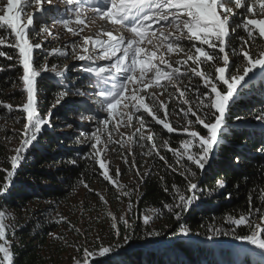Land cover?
<instances>
[{
    "label": "snow or ice",
    "instance_id": "obj_1",
    "mask_svg": "<svg viewBox=\"0 0 264 264\" xmlns=\"http://www.w3.org/2000/svg\"><path fill=\"white\" fill-rule=\"evenodd\" d=\"M65 2L67 5L64 10L65 16L55 21V23L63 24L65 28H68L73 15L77 24L87 27L86 20L81 19L82 9H84L85 11L91 10L100 16L101 20H105L113 26L120 25L133 34L131 38L125 39L123 35H113L112 31L101 29L95 34V38L83 37L81 46L83 54L76 56L80 61L89 62L80 65L79 70L93 77L91 86L95 90L91 95L96 97L92 102L95 108L89 105L85 109L86 112L94 114L89 116L80 114L81 120L87 119L90 123H94V127L91 132L80 134L84 140L78 139V143L86 142L88 151L77 153V156L81 160L91 161L96 165L93 173H98L104 181L120 192L116 199L119 200L120 195L130 197L133 191H138L140 184L144 182V175L149 174L140 172L135 159L129 164L127 156L124 157L125 164H129L130 169H135L136 175L140 177V183L136 188L122 191L125 186L119 183L121 170L118 167L114 173L110 174L111 170L105 153L109 144H121V140L115 139V135H122L119 133V127L121 125L125 128L132 127L135 118L140 126L135 128L132 135L137 136L139 141H148L151 145L143 155L152 156L155 153L160 161H164L165 165H168L166 157L160 154V150L154 142L156 133L144 134L145 114L151 117L156 124L162 125L168 133L176 132L178 129L168 121V104L159 99L163 93L149 92L148 89L153 85L157 88H165L160 83L163 80L174 85L180 97H185L189 90L188 86L181 89L176 82H182V77L185 76H188L189 80L199 78L202 82L204 90L196 88L195 102L183 99L182 103L189 107L186 110L183 107L179 109L186 120V124L179 130L185 133L186 137L181 139L179 146L175 148L170 147L167 139L161 145L171 152L177 163L181 165L179 175L185 181L183 190L175 183L170 188L165 186L164 191L172 193V203L164 202L163 207L172 212L174 219L178 222V227L172 235L189 236L191 229L183 221V217L199 201L200 195L204 191L198 182V175L203 176L206 168L210 166L212 153L220 145L225 134L228 113L236 96L240 94V89L245 84H249L258 73L264 74V49L254 53L249 44L250 40L256 39L257 34L264 38V18H248L245 15L238 23H234L233 18L237 14L230 5L234 4L236 9H243L245 13L264 17V0H251V2L249 0H102L99 5H90L87 0H65ZM45 4L52 5V0H6L0 7V30H10L15 37L11 46L18 50V64L22 67L19 80L22 82V92L26 94V101L18 106V110L24 114L23 118L26 120L20 132L22 139L19 147L14 149L15 154L10 157V170L0 169L5 172L4 183L0 185V197L8 193L28 149L38 140L44 126H52V108L60 105L70 94L85 95L83 90L74 87L75 81L72 85L61 82L60 91L56 94L47 116H42L39 111L38 78L43 72H48L55 78L61 79L66 74V68L59 70L56 65H52L51 68L46 63L39 68L36 66L34 51L40 49L42 44L33 43L29 33L31 32L34 37L38 38L44 33L51 35V32L46 26H42L39 31H36L34 28L36 13L27 14L26 9L34 5L36 12L43 15L49 11L45 8ZM256 5L259 6L258 12ZM22 14L26 15V22L22 19ZM164 27L174 29V31L160 30ZM238 29H243L247 33L248 39L238 36L240 41L238 47L228 50L227 38L237 33ZM68 30L75 36L83 32L84 28H80L79 32L71 28ZM101 36H106L107 39H101ZM145 42L151 48L142 46ZM3 43L4 39L0 38V44ZM89 44L93 46L91 54L89 53ZM161 48H165L167 53H183L185 58L176 60L175 63L184 65L186 70L182 72L180 67H172V64L164 58L163 53L158 56ZM75 49L76 45L74 44V53ZM52 53L66 55L65 52L58 49H52L49 54ZM0 55H4V53L0 51ZM97 60H104L108 63L93 67L92 65ZM165 91H167L166 88ZM146 98L150 103L146 102ZM193 103L195 110L191 106ZM2 107L9 112L14 110L11 105H2ZM160 110H164L163 118L157 115ZM100 113L104 115L101 116ZM189 114L195 117V120L188 119ZM257 119L264 121V114L258 116ZM197 125L204 130L203 134L197 130ZM131 139L130 136L129 140ZM141 147L144 145L141 144ZM258 151L264 152V148L258 149ZM236 162L239 163V157L236 158ZM68 163L76 165L77 159L71 158ZM168 167L173 172H177L175 167L171 165ZM83 177L84 173H81L78 183L89 193L93 192L94 190ZM160 179L163 180L164 177L161 176ZM215 184L217 188L226 187L222 179H217ZM70 187L73 191L75 190V185ZM95 194L101 202L107 205L108 201L104 195L100 192ZM226 198H231V193H228ZM252 199L250 194L247 214L241 213L238 218L228 215L225 218V223L229 225V228L224 230L208 227L207 238L211 240L218 235L232 236L258 250L260 255L257 264H264V210L259 207L254 208ZM258 199L264 201V195H260ZM132 208L133 204L129 201L123 215L118 217L108 212L111 220L110 227L117 239L121 236L120 225H123L125 244L132 238L130 232L132 225L128 218V213L132 211ZM149 212L151 215L142 217V223L145 226L150 225L153 218L162 214L159 208H151ZM257 216L259 223L256 222ZM6 218L5 212L0 210V254H2L0 264H14V254L10 251L11 240L8 239V234L14 236L15 225L6 224ZM61 220H66V218L60 217V220L56 222L59 223ZM240 226H246L250 234L237 235L236 229ZM147 235L152 237L159 236L161 233L150 231ZM119 247L121 245H116L117 250ZM240 251L245 256L249 255V249ZM112 252V247H101L99 254L102 257ZM83 256V264H89L93 253L85 247ZM73 259L75 264H81V260ZM236 264H242V261L238 259Z\"/></svg>",
    "mask_w": 264,
    "mask_h": 264
},
{
    "label": "trees",
    "instance_id": "obj_2",
    "mask_svg": "<svg viewBox=\"0 0 264 264\" xmlns=\"http://www.w3.org/2000/svg\"><path fill=\"white\" fill-rule=\"evenodd\" d=\"M38 22L36 18L35 23ZM2 33L3 30H0V35ZM8 33V45H0V51L4 53L0 55V169L10 170V157L21 142L20 132L26 122L24 114L18 110V106L26 101V94L22 92V82L19 80L22 67L18 64V50L11 46L15 37L10 30ZM244 37L248 39L247 34ZM233 42L235 47L240 44L236 40ZM252 42L250 40L249 44ZM255 42L258 47H264V40L258 34ZM193 81L201 91L204 90L199 78ZM42 86L47 89L57 87L47 77L38 80V88ZM84 92L91 93L88 90ZM194 93L188 92L187 95L193 102L196 100ZM49 99L50 96L45 94L44 99H40V106L41 102ZM2 105H11L14 110L9 112ZM192 106L195 110L194 103ZM74 108H77L78 113L84 110L80 103ZM261 114H264V75H259L241 88L228 113L225 134L212 153L210 166L203 176L198 175V182L204 191L199 201L183 217L191 229L187 237L172 235L178 222L172 212L163 207L164 202L172 203V193L165 192V186L170 188L175 183L183 190L185 181L179 175L181 165L171 152L161 147L165 139L169 140L170 147H178L185 135L168 133L161 125L153 124L154 133L157 134L154 142L160 154L166 157L168 165L175 167L177 172L160 161L155 153L152 156L141 154L148 151L151 145L146 140L137 141L136 145L140 148L135 150L134 156L137 159L144 158L141 173L149 174L144 175V182L138 191H133L130 197L120 195L118 200L116 196L120 192L98 173H93L96 165L77 156V153L88 151L86 142L78 143L77 134L91 132L93 126L90 123L83 126L73 122L77 130L75 134L66 132L55 135L45 129L28 149L8 193L0 197V210L7 215L6 224L15 225L14 236L8 234L14 264H75L73 258L81 260L83 264L85 247L93 253L89 264H236L238 259L242 264H257L260 255L258 250L232 245L241 242L232 236L218 235L211 240L207 237L208 227L229 228L225 223L228 215L238 218L241 213L247 214L250 194L253 207L264 210V201L258 199L264 195V152L258 151L264 148V121L257 119ZM191 119L195 120V117L191 116ZM178 120L176 117V121H173L175 126L181 124ZM196 128L203 134L204 130L200 126ZM120 153H117V156L121 155L122 161L119 183L125 186L122 191L134 190L140 183V177L129 168L131 157L128 152ZM125 156L129 164L124 162ZM108 157L112 174L115 169H111L110 160L114 155L109 153ZM237 157L239 163L236 162ZM71 158L77 159L76 165L68 163ZM125 172L135 176L133 183L122 182ZM81 173H84L83 179L93 192L89 193L78 183ZM4 176L5 172L0 171V185L4 183ZM217 179H222L226 187L217 188ZM71 185H75L74 191ZM96 192L105 196L107 205L99 200ZM228 193H231V198H226ZM129 201L133 204L132 211L128 213L132 238L125 244L123 225H120L121 236L117 239L110 227L108 212L118 217L123 215ZM151 208H159L162 214L145 226L142 217L151 215ZM60 217L66 220L57 223ZM256 222L259 223L258 216ZM150 231H158L161 235L149 237L147 233ZM236 234L243 236L250 234V231L246 226H240ZM159 242L163 244L146 248ZM118 244L121 247L117 250ZM101 247H112L113 252L118 253L101 257ZM132 247L134 249L129 250ZM241 249H249V255L245 256Z\"/></svg>",
    "mask_w": 264,
    "mask_h": 264
},
{
    "label": "rangeland",
    "instance_id": "obj_3",
    "mask_svg": "<svg viewBox=\"0 0 264 264\" xmlns=\"http://www.w3.org/2000/svg\"><path fill=\"white\" fill-rule=\"evenodd\" d=\"M5 2H6V0H0V7H2ZM249 2H251V0H249ZM87 3L90 5H99L102 3V0H87ZM230 6L233 7V11L237 14L233 18L234 23H238L245 15H247L248 18H257V19L264 18V17H261L259 15L254 16L251 13H245L243 9H236L234 7V4L230 5ZM66 7H67V5H66L65 0H52V5L45 4V8L49 9V11H47L43 15L36 12V7L34 5L32 7L26 9L27 14L36 13L35 20L37 18L39 21L37 24L34 23V28L36 31H39L42 26H46L51 32V35L44 33L38 38L34 37L31 32L29 33L30 38L32 39L33 43H41L42 44V47L40 49H36L34 51L36 66L39 68V67L45 65V63H46L49 68H51L52 65H56L57 69H59V70H64L66 68L65 77L62 78L63 80L61 78H55L54 75H52L48 72H43L42 75L38 78V80H39L40 78L47 77V78L51 79L55 83V85L57 86L53 89H47L46 87H43V86L39 87V93H38L39 111H40L41 115L45 116V117L47 116L48 110L51 108L52 104L55 101L56 94L58 93V91H60L58 89H60V83L61 82L66 83L68 85H72L73 81H75V86H74L75 88H79L83 91L88 90V91H91V93L95 90L91 86V82L93 81V77L90 76L88 73H85V72L79 70L80 65L88 64L89 62L80 61L76 58L77 55L83 54L82 48H81V46L83 45V37H85V36L91 37L93 35V32L96 30L97 24L100 25L99 32L101 31V29H104L107 31H112L113 35L126 34L124 36L125 39L131 38L133 35L127 29L123 28L120 25L113 26L110 23H108L107 21L101 20L100 16L94 14L91 10L85 11L84 9H82L83 15L81 16V19L86 20L87 27H85L84 25L77 24L76 20H75V16L73 15V19H72L71 23L68 25V28H71L77 32H79L80 28H84L83 32H80L79 35L74 36L72 34V32L68 30V28L64 27L63 24L55 23V21L57 19L65 16L64 10L66 9ZM258 8H259V6L256 5V11L257 12H258ZM57 10H59V11H57ZM22 19L26 22V15L25 14H22ZM153 27H156V26L153 25ZM160 30L165 31V32L174 31V29H170L167 27L161 28ZM8 31L9 30H7V31L3 30V33L0 35V38L4 39L3 44H5V45H8L7 44L8 38H9ZM175 34H179V33H175ZM246 34L247 33L243 29H238L237 33H235V34L231 35L229 38H227L228 50L235 47L233 41H235V40L239 41L237 38L238 36H245ZM157 35H159L158 32H157ZM92 37H95V35ZM262 39L264 40V38H262ZM185 43H187V42L185 41ZM239 43H240V41H239ZM3 44H0V45H3ZM74 44L76 45L75 53L73 52ZM142 46H147L146 42H145V44H142ZM230 46H231V48L229 49ZM250 46H251L252 51L254 53L258 52L260 49H264V47L263 48L258 47L256 45L255 40H253V42L250 43ZM147 47L151 48V46H147ZM52 49L61 50V51L65 52L66 55L61 56L58 53L49 54V53H51ZM161 53H163L164 58L167 61H169V63L172 64V67H180L182 72L186 70L184 65H177L175 63L176 60H183L185 58L183 53H178V52L167 53L165 48L160 49V51L158 52V56ZM106 63H108V62L104 61V60H97L95 62V64H93L92 66L93 67L98 66V65L102 66V65H105ZM189 65H191V62H189ZM149 75H151V74H149ZM189 75H191V74L189 73ZM259 75L262 76L264 74L258 73L252 80L256 79ZM193 79L194 78L189 80L188 76H185V77H182V82L181 81L176 82L177 85H179L181 87V89H183L184 86H188L189 90L186 92L185 97H180L179 93L176 91V87L172 84H169L167 81H163V80L160 81V83L165 86L167 91H165V88H157V87H155V85H153V87L148 89L149 92L156 91L157 93H163V95L159 96V99L165 101L168 104V109H167V111L169 112L168 121L172 124V126L174 128L178 129V131H176L175 133H181L182 135H185V136H186V134L179 130L182 128V126H184L186 124V120L183 118V114L179 112V109L181 107H183L186 110L189 107V105L183 104L182 101H183V99H188V97H187L188 92H190L192 94L193 92H195L196 88L198 87L195 84V82L193 81ZM201 85H202V83H201ZM246 85L247 84H245L244 86H246ZM91 93L87 94L85 92V95H83V96H78L75 94H70L69 96H67L62 101V103L60 105H57L55 108H52V115H51V125L52 126L51 127H48L47 125L44 126L43 131L45 129H47V130L52 131L55 135L57 133L62 134V133H66V132L67 133L70 132V133L75 134L77 132V130L75 129V124L73 122L79 123V125H83V126H85L84 125L85 123H90L87 119L81 120L80 114L83 113L85 116H89V115L94 114V113L85 111V107L88 108L89 105H91L93 108H95V105L90 103L89 95L93 96V95H91ZM45 94H48L50 96V99L41 102L42 106H40V101H41L40 99H42V98L44 99ZM91 101H93V100L91 99ZM146 102L150 103V101H148L147 98H146ZM79 103L82 104L84 107L83 112H80V113H78V111L76 110L77 108H74ZM117 110L119 111V109H117ZM100 115L103 116L104 114L100 113ZM157 115L159 117L163 118L164 117V110L158 111ZM176 117H178V119H179L178 121L181 123L179 126H175L173 124V121H176ZM188 119H191L190 114H189ZM245 121H247V120H245ZM90 124L94 127V123H90ZM145 124H146V126L143 129L145 135H148L150 132L155 131L152 127V125L155 124V122L152 121L151 117H148L146 114H145ZM156 125H158V124H156ZM139 126H140L139 122L134 118L133 122H132V127L125 128L123 125H121L119 127V133H121L122 135H115V139L121 140V144H119V145L118 144H109L108 149L105 153V157H107V160H109V157H108L109 153L114 155V157L110 160V162L112 163L111 169H116L117 167L119 168L122 166L121 155L117 156V153H120V151L128 152V154L131 157V161L133 159H135L137 166L139 167L140 172H142V170L144 169V163H145V161L143 160L144 158L137 159L134 156L135 150L137 148H140V147H138V144L136 145V142L139 141V138L137 136H133L132 134L135 132L134 127H139ZM110 128H111V125H110ZM80 134H77L78 135L77 137L80 141H83L84 138ZM130 136L132 137L131 140H129ZM104 138L106 139V136ZM19 145H20V143L18 144L17 147H19ZM145 152H147V150H145L141 154H143ZM120 154H122V153H120ZM139 162H141V164ZM133 170L135 171V169H133ZM134 177H135L134 175H132V174L128 175V173L125 172V178L122 182L131 184L134 182ZM7 221L8 220L6 218L5 223ZM245 244H247V243H245ZM247 247L255 249L253 246H247Z\"/></svg>",
    "mask_w": 264,
    "mask_h": 264
},
{
    "label": "water",
    "instance_id": "obj_4",
    "mask_svg": "<svg viewBox=\"0 0 264 264\" xmlns=\"http://www.w3.org/2000/svg\"><path fill=\"white\" fill-rule=\"evenodd\" d=\"M92 100H94V98H92ZM93 102V101H92ZM14 182V181H13ZM13 182H12V184H13ZM163 244V242H159L158 244H155V245H151V246H148V247H146V248H156V247H158V246H160V245H162ZM232 245H243V246H250V245H248V244H245V243H242V242H238V243H234V244H232ZM144 247V246H143ZM132 249H134V247H132V248H130L129 250H132ZM118 252H113V253H111V255H116Z\"/></svg>",
    "mask_w": 264,
    "mask_h": 264
},
{
    "label": "bare ground",
    "instance_id": "obj_5",
    "mask_svg": "<svg viewBox=\"0 0 264 264\" xmlns=\"http://www.w3.org/2000/svg\"><path fill=\"white\" fill-rule=\"evenodd\" d=\"M100 27V25L99 24H97L96 25V30L93 32V35L92 36H94L96 33H98L99 32V28ZM120 35H123V36H125L126 34H120ZM91 36V37H92ZM93 38H95V37H93ZM101 39H107V37L106 36H101L100 37ZM89 53H92V51H93V46L91 45V44H89ZM92 99V98H91Z\"/></svg>",
    "mask_w": 264,
    "mask_h": 264
}]
</instances>
